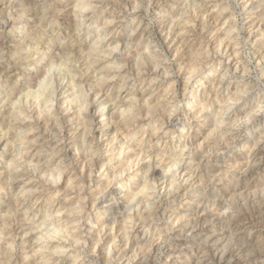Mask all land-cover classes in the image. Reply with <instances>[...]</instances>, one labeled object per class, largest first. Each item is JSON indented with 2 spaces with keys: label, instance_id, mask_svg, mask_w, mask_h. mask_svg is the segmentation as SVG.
Returning <instances> with one entry per match:
<instances>
[{
  "label": "clouds",
  "instance_id": "clouds-1",
  "mask_svg": "<svg viewBox=\"0 0 264 264\" xmlns=\"http://www.w3.org/2000/svg\"><path fill=\"white\" fill-rule=\"evenodd\" d=\"M0 264H264V0H0Z\"/></svg>",
  "mask_w": 264,
  "mask_h": 264
}]
</instances>
